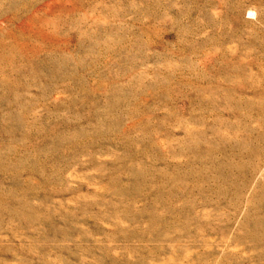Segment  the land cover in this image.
Returning <instances> with one entry per match:
<instances>
[{
    "label": "rangeland",
    "instance_id": "1",
    "mask_svg": "<svg viewBox=\"0 0 264 264\" xmlns=\"http://www.w3.org/2000/svg\"><path fill=\"white\" fill-rule=\"evenodd\" d=\"M0 264H264V0H0Z\"/></svg>",
    "mask_w": 264,
    "mask_h": 264
}]
</instances>
